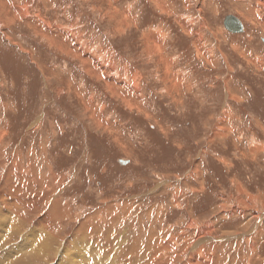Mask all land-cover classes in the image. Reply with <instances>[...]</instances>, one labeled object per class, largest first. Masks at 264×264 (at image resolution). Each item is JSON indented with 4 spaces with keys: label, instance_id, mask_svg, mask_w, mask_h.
<instances>
[{
    "label": "rangeland",
    "instance_id": "obj_1",
    "mask_svg": "<svg viewBox=\"0 0 264 264\" xmlns=\"http://www.w3.org/2000/svg\"><path fill=\"white\" fill-rule=\"evenodd\" d=\"M227 16L242 33L224 29ZM262 40L260 0H0V173L32 159L76 222L41 217L36 240L72 239L111 204L110 237L145 256L149 241L154 261L236 264L227 234L264 221ZM235 207L245 214L193 250L195 227ZM102 232L76 241L70 264H124ZM259 240L256 257L242 242L247 263H264V231Z\"/></svg>",
    "mask_w": 264,
    "mask_h": 264
},
{
    "label": "bare ground",
    "instance_id": "obj_2",
    "mask_svg": "<svg viewBox=\"0 0 264 264\" xmlns=\"http://www.w3.org/2000/svg\"><path fill=\"white\" fill-rule=\"evenodd\" d=\"M260 2L264 4V0H260ZM159 7L161 9L163 8L161 4H159ZM182 24H184L183 21ZM185 28L186 27L184 26V29ZM154 36L156 37V34ZM114 69L116 68H113L112 71ZM138 86L139 84L137 81L132 82V91L136 92L139 89ZM36 124L37 122H35L34 126ZM1 147L2 143L0 141V148ZM14 159L16 160V158ZM2 160L3 156L0 155V162ZM31 160L25 167H22L19 162L16 164V162L12 160L11 164L8 167H5V172L0 173V264H36V262L39 264H51V262H49L50 259H56V264H70L73 256L70 248H75L76 241L81 240L84 241L83 243H89L88 231L94 230L97 237V235H101L100 233L102 232V229V233L106 236L104 239L105 242L103 241L106 246H103V248L107 250V255H119L118 259L115 260L124 264H134L135 262H131V259L134 255L140 254L145 257L143 264H151V262H153V264L164 263V256L157 261H154L155 257L150 256L151 254L149 252H151V250L149 241H147L145 245V256L138 250V242L136 240L125 242L124 237H121L119 241L114 238V235L113 237H110L112 233L110 228L114 227L113 224H115V220L110 216V213H112L114 209L111 204L102 208L100 212L97 211L94 213V219L100 217L97 221L87 218V221H84L83 223L78 222L77 228L74 231L76 234L73 233L72 239L69 238L65 242H59L57 235L55 234H38L36 240V230H33L36 226V222L41 221V217H46V225H49V227L52 228L59 227L62 221L69 224L75 222V220L71 216L68 206L58 199L59 194L50 193V187H52L53 184L56 185V181L52 180L55 177L54 174L52 175L49 172L45 176H41L39 180L34 167L35 164ZM42 187H45V189ZM178 196L179 193H175L173 199H177ZM237 213H240L238 207H235L230 211L224 210L220 213L221 215L216 217L213 221L206 223L198 229L194 226V222H191L188 227H195V237L190 241L192 249H196V252H199L206 243L211 241L209 240L210 234L215 226H218V221H223L226 217L232 218V216L234 217ZM240 214H245V211H242ZM29 217H33L34 221H29ZM102 223L104 228L99 229L98 224ZM258 223L260 224L243 234L238 232H235L234 234L232 233V235L227 234L226 238H228V240L237 241L235 246L236 264L247 263L245 260L246 255L242 252V242H245L250 255L256 257V248L260 243L259 234L264 231V221L260 220ZM246 226H248V223H246ZM49 231L51 230L49 229ZM249 231H251L250 234ZM125 235L126 233L124 236ZM147 256L150 257L148 258ZM212 256L213 255H211V257ZM104 259L105 257L103 255L98 256L99 261H103ZM186 262L187 260L185 258L180 264H185ZM208 262L209 259L204 257L202 263L206 264ZM189 264H201V262L196 260L194 263ZM247 264H250V262ZM252 264L259 263L253 261Z\"/></svg>",
    "mask_w": 264,
    "mask_h": 264
},
{
    "label": "water",
    "instance_id": "obj_3",
    "mask_svg": "<svg viewBox=\"0 0 264 264\" xmlns=\"http://www.w3.org/2000/svg\"><path fill=\"white\" fill-rule=\"evenodd\" d=\"M223 26H224V29H226L228 32L232 34H240L243 32L242 23L234 16H227L226 18H224ZM262 41L264 43V40ZM126 163L127 161H124V160L119 161V164L121 165H125Z\"/></svg>",
    "mask_w": 264,
    "mask_h": 264
},
{
    "label": "flooded vegetation",
    "instance_id": "obj_4",
    "mask_svg": "<svg viewBox=\"0 0 264 264\" xmlns=\"http://www.w3.org/2000/svg\"><path fill=\"white\" fill-rule=\"evenodd\" d=\"M232 34V33H231Z\"/></svg>",
    "mask_w": 264,
    "mask_h": 264
}]
</instances>
